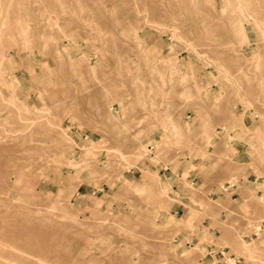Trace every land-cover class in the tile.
Wrapping results in <instances>:
<instances>
[{"label": "rangeland", "instance_id": "rangeland-1", "mask_svg": "<svg viewBox=\"0 0 264 264\" xmlns=\"http://www.w3.org/2000/svg\"><path fill=\"white\" fill-rule=\"evenodd\" d=\"M260 228L264 0H0V264H264Z\"/></svg>", "mask_w": 264, "mask_h": 264}, {"label": "built area", "instance_id": "built-area-1", "mask_svg": "<svg viewBox=\"0 0 264 264\" xmlns=\"http://www.w3.org/2000/svg\"><path fill=\"white\" fill-rule=\"evenodd\" d=\"M228 188V187H227ZM226 191V190H225ZM259 230H262V232H263V236H264V229H259ZM255 236L256 237H259V235L258 234H255ZM217 254H219V255H223V252H220V251H217L216 252ZM216 253L215 252H213V254H215L216 255ZM218 263H221L222 264V262H220V261H218ZM223 264H245V263H243V260L242 259H237L235 256H230L229 257V259H227V261L226 262H224Z\"/></svg>", "mask_w": 264, "mask_h": 264}, {"label": "crops", "instance_id": "crops-1", "mask_svg": "<svg viewBox=\"0 0 264 264\" xmlns=\"http://www.w3.org/2000/svg\"><path fill=\"white\" fill-rule=\"evenodd\" d=\"M147 183H148V185L150 184L149 182H147ZM173 186L175 187V185H173ZM145 188H147V186H145L143 189H145ZM175 188L177 189L178 187L176 186ZM213 195H214V193L210 194V196H213ZM222 195H225V196H226V194H222ZM185 198H186V196H185V197L182 196V197L180 198V200L184 201V200H186ZM181 211H182L183 213L185 212V211H184V208L179 207L178 210L176 211V213H179V212H181Z\"/></svg>", "mask_w": 264, "mask_h": 264}, {"label": "bare ground", "instance_id": "bare-ground-1", "mask_svg": "<svg viewBox=\"0 0 264 264\" xmlns=\"http://www.w3.org/2000/svg\"><path fill=\"white\" fill-rule=\"evenodd\" d=\"M247 245V244H246Z\"/></svg>", "mask_w": 264, "mask_h": 264}]
</instances>
